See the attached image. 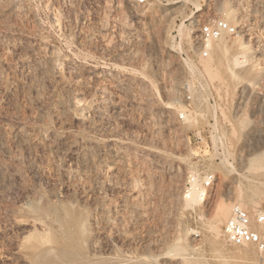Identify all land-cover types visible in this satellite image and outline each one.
Returning <instances> with one entry per match:
<instances>
[{"label": "rangeland", "instance_id": "rangeland-1", "mask_svg": "<svg viewBox=\"0 0 264 264\" xmlns=\"http://www.w3.org/2000/svg\"><path fill=\"white\" fill-rule=\"evenodd\" d=\"M225 5L237 33L224 38L250 47L239 75L253 78L227 96L193 37ZM197 82L217 96L218 136L186 106ZM263 149L264 0H0V264H264L223 232L240 201L264 209V154L248 163ZM67 214L84 228L73 247ZM45 233L78 256L33 260Z\"/></svg>", "mask_w": 264, "mask_h": 264}, {"label": "bare ground", "instance_id": "bare-ground-1", "mask_svg": "<svg viewBox=\"0 0 264 264\" xmlns=\"http://www.w3.org/2000/svg\"><path fill=\"white\" fill-rule=\"evenodd\" d=\"M233 13H235V12H233L228 5H225L223 7V9H222V16L225 19V21H227V22L233 21ZM224 37L225 36L222 35L220 38L208 41L207 44H206V49L207 50H213L216 53V56L218 57V61H217L218 64L216 63L218 65L217 66L218 69L214 68L213 69V73H212V71H211L212 69L209 68L210 69L209 72L212 73L214 78L216 77L218 79L219 85L222 86L221 87L222 89L224 87L223 91H224V94L227 96V94L229 92H231L232 95L234 93L236 94V92H238V90H239V88L241 86H246V85L247 86H252L253 85V81H252L253 78L249 79L247 77V79H246V76H242V75L240 76L239 75L240 74V69H242L247 62H249V60H248L249 58L246 56V54H247L248 48L250 49V47L248 45L244 44L243 41H238L237 37L234 40L232 39L233 41L231 40V42L227 41L226 38H224ZM253 66H254V64H253ZM253 66L250 69H254ZM250 69L247 71V73L250 71ZM222 71L226 75L224 80H222L223 76L220 74ZM220 76H222V77H220ZM236 98H238V97H236ZM232 101L231 102L233 104L236 102L234 97H233ZM235 115H237V113L234 111L233 118L235 117ZM236 117H238L237 118V130L232 136L235 137V138H238V136L244 132L245 127L248 125V123H250V118L247 115V113L244 112V111L241 114H239V116H236ZM263 150H260V151H263ZM261 153L264 154V152H260V154L258 152V153H256V156L250 157L248 159L249 165L251 164V166L253 165L255 167L257 165H261L262 164L261 162L263 161L262 159L264 157ZM263 166H264V164H263ZM195 180H196V178L192 177L188 181L189 184H188V186H187V188L185 190V197L186 198L188 197L189 203L196 202V200H197V197H196V193H197L196 191L197 190L195 188ZM246 204H249L252 207L254 206V203H251V202L245 203L243 201L242 202L240 201V203H238V206L242 207L241 205L246 206ZM230 206L231 205L228 204V202L227 203L221 202L217 206V209H216V212H215V217H214L215 227H216V224L218 226L219 223H221L223 220H225V218L227 217V215H228V213L230 211V208H231ZM248 211H249V209H248ZM249 215H250V213H249ZM251 219L253 221V217L252 216H251ZM65 220H66V224H67V227H66L67 231H66V234H65L66 242L68 243L69 247L70 246L71 247L76 246V245H78V242H79L78 234L79 233L81 234V232L84 231V228H82L83 226L81 227L80 222H79L78 219L77 220L73 219V216L71 214H67ZM214 224H212V225H214ZM253 224L256 227V229L258 230L262 240H264V229H262L259 225L255 224V223H253ZM54 242H55V240H54ZM249 245L251 246L253 244H249ZM174 246H176V245L174 244ZM178 247L179 246L177 245L175 247V249L179 250ZM238 247H242V246H238ZM243 247H248V246L245 245ZM32 249L35 252L32 259L34 260V258H36V260L38 262H40V263L42 261H44V260H47V259L49 260L51 258H58V257H64V256L73 258V257H77L78 256V251L77 250H74V249H72V250H68V249L63 250V249H61L59 247L52 246V237L49 234H47V233L41 235L37 239V241L32 244ZM259 250H260V252H259L260 256L262 258H264V247L263 248H259ZM239 252H240V250H239ZM35 254H36V257H35ZM56 260H58V259H56ZM188 260L185 261L186 262L185 264H197L195 261L192 262L193 260H191V259L189 261ZM68 261H70V260H68ZM49 262H50V260H49ZM49 262L47 264H49ZM52 264H54V263H52Z\"/></svg>", "mask_w": 264, "mask_h": 264}, {"label": "built area", "instance_id": "built-area-1", "mask_svg": "<svg viewBox=\"0 0 264 264\" xmlns=\"http://www.w3.org/2000/svg\"><path fill=\"white\" fill-rule=\"evenodd\" d=\"M140 3L143 0H139ZM194 41L197 44L198 55L200 57H207L208 50H206V44L210 40L220 38L222 35L229 37L237 33V27L230 24L224 19L217 18L202 23L195 28ZM185 101L186 106L197 107L203 109L205 107V119L208 123L204 136H218L216 129V123L219 121V115L217 111V96L213 91L212 85L207 83L197 82L195 85L186 84ZM185 106V108H186ZM180 118L184 117V111L179 115ZM203 188L198 190V195L203 193L204 188H210L214 181V175L206 171L204 174ZM248 214L245 208L240 206H234L232 212L223 226V232L227 240L236 246H245L253 244L258 248L264 247V240L260 237V234L253 223L259 225L264 229V209L257 210L252 216Z\"/></svg>", "mask_w": 264, "mask_h": 264}]
</instances>
